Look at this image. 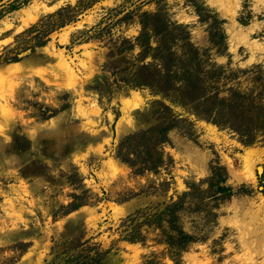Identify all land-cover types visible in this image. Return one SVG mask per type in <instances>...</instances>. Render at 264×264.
<instances>
[{"label": "rangeland", "instance_id": "1", "mask_svg": "<svg viewBox=\"0 0 264 264\" xmlns=\"http://www.w3.org/2000/svg\"><path fill=\"white\" fill-rule=\"evenodd\" d=\"M75 1L0 0V53L38 17ZM35 3L49 9L22 24V9ZM143 10L166 21L149 36L153 49L134 38ZM45 37L0 60V264H62L67 256L140 264L151 251L156 264H175L151 238L155 230L143 243L124 238L125 219L162 207L188 182L204 187L215 160L233 191L198 200L213 216L202 205L181 212L185 228L200 230L177 264H264V140L258 133L243 144L194 113L186 101L199 89L185 86L212 89L219 65L264 73V0H91ZM247 76L238 72L241 87L251 85ZM163 125L156 168L116 155L124 136Z\"/></svg>", "mask_w": 264, "mask_h": 264}, {"label": "trees", "instance_id": "2", "mask_svg": "<svg viewBox=\"0 0 264 264\" xmlns=\"http://www.w3.org/2000/svg\"><path fill=\"white\" fill-rule=\"evenodd\" d=\"M90 1L76 0L73 4L67 3L41 15L35 22L14 34L13 46H3L4 50L0 53V60H16L20 52L33 48L35 45L43 44L49 31L72 20L74 13L87 6ZM15 6L11 5L10 7ZM196 11H198L197 8ZM198 15H200L199 11ZM137 16L140 28L134 38L137 43L144 45V49H153L154 47L149 42V36L151 33L159 34L160 29L164 30L167 26L166 21L161 19L160 22H156V16H151L146 10L138 13ZM20 36H23V39L17 40ZM238 72L248 73L247 79L251 85L245 84L241 87V82L237 80ZM213 80L218 83L210 90L204 84V86H198L195 83H186L188 93L199 89L195 93H191L186 101L190 103L193 112L218 126L230 128L243 144H249L256 140L258 133L261 134L260 138L264 140V98L261 92L262 88L264 91V73L261 69L256 65L249 68H232L228 65H219L215 69ZM227 81L230 82L225 85ZM199 103H204V105L197 108L196 105ZM166 131L167 126L163 125L126 135L118 142L115 153L121 160L136 169H154L163 160L162 152L159 149H154V147L166 139ZM146 133L149 134V145L139 149L138 146L144 141L143 134ZM134 156L140 157V160H136ZM225 179L226 170L224 166L215 160L209 166V174L204 179V187L200 186L202 180L188 182L187 189L174 199L170 198L162 207L127 216L125 221L130 226L126 228L123 237L129 241L140 240L143 243L147 233L155 230L154 236L151 238L154 242H162L164 247L161 253L168 255L177 264L181 252L199 237L200 230L198 224H194V222L190 229L185 228L180 220L181 212L190 211L202 205L203 216H213L215 213L211 210L210 204L198 202V200L206 196V192H209L210 198L215 201L228 197L233 190ZM77 205L78 202H75L70 203L69 206L75 208ZM137 217L140 218L136 220ZM133 220L135 221L131 224ZM92 258L93 261H91ZM96 260V257L91 256L87 259L67 256L62 264H95ZM157 262L155 252L151 251L144 256L140 264H156Z\"/></svg>", "mask_w": 264, "mask_h": 264}, {"label": "bare ground", "instance_id": "3", "mask_svg": "<svg viewBox=\"0 0 264 264\" xmlns=\"http://www.w3.org/2000/svg\"><path fill=\"white\" fill-rule=\"evenodd\" d=\"M36 3L34 5H29L26 8L22 9V13L20 15V22L22 24H27V22L29 20H32L36 15V13L40 10H44V9H49L47 5H43L41 8H39V6H35ZM51 9V8H50ZM15 64V62H14Z\"/></svg>", "mask_w": 264, "mask_h": 264}, {"label": "water", "instance_id": "4", "mask_svg": "<svg viewBox=\"0 0 264 264\" xmlns=\"http://www.w3.org/2000/svg\"><path fill=\"white\" fill-rule=\"evenodd\" d=\"M260 168V167H259Z\"/></svg>", "mask_w": 264, "mask_h": 264}]
</instances>
